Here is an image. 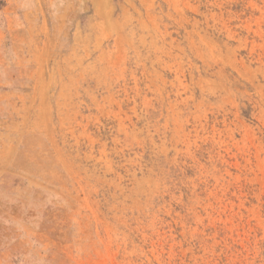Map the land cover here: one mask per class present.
I'll list each match as a JSON object with an SVG mask.
<instances>
[{"label":"rangeland","instance_id":"rangeland-1","mask_svg":"<svg viewBox=\"0 0 264 264\" xmlns=\"http://www.w3.org/2000/svg\"><path fill=\"white\" fill-rule=\"evenodd\" d=\"M0 264H264V0H0Z\"/></svg>","mask_w":264,"mask_h":264}]
</instances>
